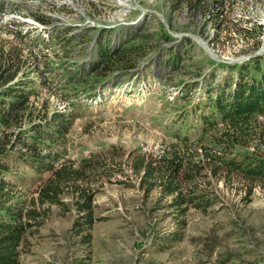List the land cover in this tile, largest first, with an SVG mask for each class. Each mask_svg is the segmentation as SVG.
Masks as SVG:
<instances>
[{
  "label": "rangeland",
  "instance_id": "rangeland-1",
  "mask_svg": "<svg viewBox=\"0 0 264 264\" xmlns=\"http://www.w3.org/2000/svg\"><path fill=\"white\" fill-rule=\"evenodd\" d=\"M182 2L0 0V42L16 44L12 20L21 22L24 31L30 30V43L36 52L44 53L38 57L50 71L47 76L53 85L59 86L64 68L73 70L96 59L102 35L116 41L129 30L144 29L157 36H170V40H155L159 46L139 59L132 71L115 72L111 81L102 85L94 75L91 81L95 88L76 84V90L64 91L61 86L49 89L39 83L38 95L30 99L25 129H31L30 121L37 123L70 107L75 117L63 142H47L61 150L66 159L106 154L113 147L126 156L133 151L159 152L176 141L174 134L184 131L192 121L186 115L182 116L186 120L180 121L179 114L187 102L175 103L184 85L196 86L190 96L191 102L198 101L207 97L202 94L205 83L225 75L254 51H264V35L256 51L250 46L252 42L244 43L234 24L250 26L255 22L258 30H264V0H226L220 10L228 24L222 26L218 45V22L192 17L189 3ZM35 16L46 17L49 22L43 24ZM60 27L70 28L66 37L78 33L81 38L64 44L61 33L51 39ZM40 34L45 40H34ZM175 48L185 51V61L172 69L165 63ZM26 75L41 78L29 70L21 77ZM190 108L189 104L186 109ZM123 168L124 173L117 172L113 182L100 186L95 194L97 221L90 230V242L75 233L77 209L69 194L64 198L66 206L49 207L43 225L28 235L21 264H264V186H256L249 195L246 186L237 181L207 178L212 182L215 204L207 211L190 208L185 215L187 225L180 229L177 213L166 207L167 198L162 199L158 189L145 194L139 177L127 165ZM22 169L27 175H35L29 166ZM46 176L18 183L30 195ZM180 231L181 238L172 236Z\"/></svg>",
  "mask_w": 264,
  "mask_h": 264
},
{
  "label": "trees",
  "instance_id": "trees-1",
  "mask_svg": "<svg viewBox=\"0 0 264 264\" xmlns=\"http://www.w3.org/2000/svg\"><path fill=\"white\" fill-rule=\"evenodd\" d=\"M187 2L192 17L202 16L218 22L220 29L215 39L218 45L222 26L228 24L220 10L226 0ZM35 19L43 24L49 22L42 16H35ZM12 22L16 27L13 30L16 44L0 42V264H21L28 235L43 225L49 207L66 206L64 198L69 194L77 209L75 233L83 237L84 242H90V230L97 221L93 204L95 194L100 186L112 183L117 172L124 173V165L139 177V186L145 194L158 189L162 199L167 198L166 207L177 213L180 229L187 225L185 215L190 208L207 211L215 204L212 182L206 181L207 178L224 183L237 181L246 186L249 195L256 186H264V51L258 54L254 51L249 59L232 65L225 75L205 83L202 94L207 97L198 101L191 102L190 96L196 86L186 83L175 103L190 104V110L186 105L179 116L181 122L186 120L184 115L192 121L184 131L181 129L174 134L176 141L159 152L133 151L126 156L113 147L106 154L92 153L80 159H66L61 150L47 142H63L75 117L70 107L68 113L57 111L51 118L46 115L37 123L30 121L31 129H25L30 99L38 95L39 83L49 89L61 86L64 91L76 90V84L95 88L91 81L94 75L101 79L102 85L110 82L115 72L132 71L138 67L139 59H144L159 46L155 40H170V36H157L144 29L129 30L116 41L102 35L96 59L73 70L64 68V77H60L58 86L52 84L47 76L50 71L41 65L38 55L44 53L36 52L30 43V30L24 31L21 22L15 19ZM234 24L244 43L252 42L250 46L254 50L260 49L264 30H258L255 22L250 26ZM68 32L69 27H60L51 34V39L61 33L64 44L74 37L81 38L78 33L66 37ZM34 40L45 39L40 34ZM184 52L181 48L171 50L165 66L181 67L185 61ZM27 70L38 72L41 78L21 77ZM30 130L35 133L26 134ZM28 161L35 175L23 171L22 168L28 166L22 162ZM45 173L48 176L41 179L32 194L23 192L18 182L24 184V179H34ZM172 236L181 238V231Z\"/></svg>",
  "mask_w": 264,
  "mask_h": 264
}]
</instances>
